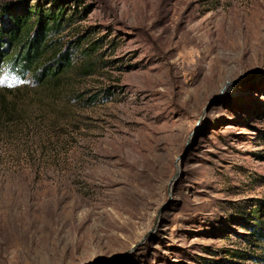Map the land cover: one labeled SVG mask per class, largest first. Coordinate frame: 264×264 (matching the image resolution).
<instances>
[{
    "label": "rangeland",
    "instance_id": "1",
    "mask_svg": "<svg viewBox=\"0 0 264 264\" xmlns=\"http://www.w3.org/2000/svg\"><path fill=\"white\" fill-rule=\"evenodd\" d=\"M64 1L99 62L0 65V264H264V0Z\"/></svg>",
    "mask_w": 264,
    "mask_h": 264
},
{
    "label": "trees",
    "instance_id": "2",
    "mask_svg": "<svg viewBox=\"0 0 264 264\" xmlns=\"http://www.w3.org/2000/svg\"><path fill=\"white\" fill-rule=\"evenodd\" d=\"M34 2L18 8L9 3L0 8V65H7L21 78L29 75L31 83L38 89L50 86L59 90L64 82L68 83L71 70L80 76L94 74L99 62L95 42L84 45L79 36L72 46H64L58 44L60 38L54 37L77 18H84L87 6L83 5L81 11L71 10L68 6L66 11L64 0ZM73 2L75 4L79 0ZM11 93H14L11 88L0 87V119L15 113L16 105L8 98ZM79 95H72L74 101L79 100ZM88 98L90 103L93 97ZM252 234L253 240L264 242V221L252 229Z\"/></svg>",
    "mask_w": 264,
    "mask_h": 264
}]
</instances>
